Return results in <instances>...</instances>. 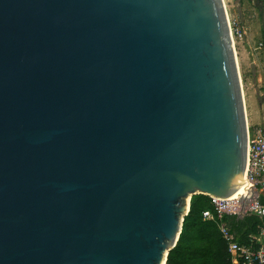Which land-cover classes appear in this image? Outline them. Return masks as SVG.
I'll return each mask as SVG.
<instances>
[{
    "label": "water",
    "instance_id": "95a60500",
    "mask_svg": "<svg viewBox=\"0 0 264 264\" xmlns=\"http://www.w3.org/2000/svg\"><path fill=\"white\" fill-rule=\"evenodd\" d=\"M246 142L223 0H0V264H165Z\"/></svg>",
    "mask_w": 264,
    "mask_h": 264
},
{
    "label": "built area",
    "instance_id": "2783aa9c",
    "mask_svg": "<svg viewBox=\"0 0 264 264\" xmlns=\"http://www.w3.org/2000/svg\"><path fill=\"white\" fill-rule=\"evenodd\" d=\"M232 44L241 39L244 27L227 15ZM246 166L238 195L218 199L208 196L211 209L202 211L204 220L213 221L221 237L227 242L231 264H264V127H249L246 122ZM254 215L260 219L256 231L242 242L226 218Z\"/></svg>",
    "mask_w": 264,
    "mask_h": 264
},
{
    "label": "trees",
    "instance_id": "16d2710c",
    "mask_svg": "<svg viewBox=\"0 0 264 264\" xmlns=\"http://www.w3.org/2000/svg\"><path fill=\"white\" fill-rule=\"evenodd\" d=\"M262 4L264 6V0ZM262 34L264 36V10ZM204 209H211L209 197L204 194L191 195L178 239L175 246L168 251L165 264H231L227 242L221 237L213 221L202 218ZM226 218L231 228L236 231L238 242H242L248 233L255 232L256 224L260 222L254 215Z\"/></svg>",
    "mask_w": 264,
    "mask_h": 264
},
{
    "label": "rangeland",
    "instance_id": "374dc122",
    "mask_svg": "<svg viewBox=\"0 0 264 264\" xmlns=\"http://www.w3.org/2000/svg\"><path fill=\"white\" fill-rule=\"evenodd\" d=\"M229 19L244 27L241 39L234 42L240 75L246 122L249 127H264V6L260 0H223ZM238 14L246 20H239ZM248 24H253L252 27Z\"/></svg>",
    "mask_w": 264,
    "mask_h": 264
},
{
    "label": "crops",
    "instance_id": "0c3cea01",
    "mask_svg": "<svg viewBox=\"0 0 264 264\" xmlns=\"http://www.w3.org/2000/svg\"><path fill=\"white\" fill-rule=\"evenodd\" d=\"M260 1H261V3H262V0H260ZM238 17H239V20H240V21H243V24H244V22H245L246 20L242 17V14H238ZM244 25H245V24H244ZM248 25H250V24H248ZM252 25H253V24H251L250 27H252ZM261 32H262V29H261Z\"/></svg>",
    "mask_w": 264,
    "mask_h": 264
}]
</instances>
